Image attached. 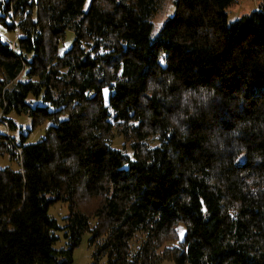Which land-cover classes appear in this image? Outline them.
<instances>
[{
  "label": "trees",
  "instance_id": "trees-1",
  "mask_svg": "<svg viewBox=\"0 0 264 264\" xmlns=\"http://www.w3.org/2000/svg\"><path fill=\"white\" fill-rule=\"evenodd\" d=\"M165 1L0 0V264H264V0Z\"/></svg>",
  "mask_w": 264,
  "mask_h": 264
},
{
  "label": "rangeland",
  "instance_id": "rangeland-1",
  "mask_svg": "<svg viewBox=\"0 0 264 264\" xmlns=\"http://www.w3.org/2000/svg\"><path fill=\"white\" fill-rule=\"evenodd\" d=\"M261 2L262 0H235L232 5L225 9L227 23L233 24L241 17L250 15L251 13L257 11ZM174 12L175 8L172 5V0H166L164 6L162 7V10L152 20L154 28L158 29L161 26L162 22L166 18L171 17ZM17 35V33L6 32L2 27H0V37L3 41L12 42L16 39ZM73 39V33L67 31L64 41L59 46L60 54H63L70 48ZM6 118L13 120V122L17 125V130L8 131L7 128L0 122V135H10L18 140L20 138V134L22 133L23 135L27 136L26 144H34L36 142H39L44 137L45 129L47 126L36 128L34 131L30 132L29 130H31V119L28 116L18 115L12 112L8 116H6ZM122 146V138L120 136H117L113 141V147L116 149H121ZM6 167H9L10 169L15 171L19 169L18 163L11 161L8 155H0V169ZM48 215L49 217L55 219L57 224L62 227L64 226V218L68 215V206L65 203H57L49 208ZM179 231L181 235V232H183L182 226L179 227ZM57 235L60 237V241L57 243L56 248H61L62 246H64L62 232H58ZM88 237L89 236L87 234L84 235L81 245L74 251L73 264H92L93 248H90L87 245Z\"/></svg>",
  "mask_w": 264,
  "mask_h": 264
},
{
  "label": "built area",
  "instance_id": "built-area-1",
  "mask_svg": "<svg viewBox=\"0 0 264 264\" xmlns=\"http://www.w3.org/2000/svg\"><path fill=\"white\" fill-rule=\"evenodd\" d=\"M0 122L7 128V124H6V122L4 121V119H3V116H2V112H1V114H0Z\"/></svg>",
  "mask_w": 264,
  "mask_h": 264
},
{
  "label": "snow or ice",
  "instance_id": "snow-or-ice-1",
  "mask_svg": "<svg viewBox=\"0 0 264 264\" xmlns=\"http://www.w3.org/2000/svg\"><path fill=\"white\" fill-rule=\"evenodd\" d=\"M163 63V61H161ZM108 90L105 89V95H107ZM181 236H183V232H181Z\"/></svg>",
  "mask_w": 264,
  "mask_h": 264
}]
</instances>
